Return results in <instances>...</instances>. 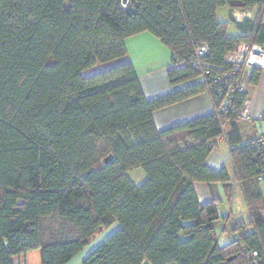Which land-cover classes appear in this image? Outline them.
<instances>
[{
  "label": "trees",
  "instance_id": "obj_1",
  "mask_svg": "<svg viewBox=\"0 0 264 264\" xmlns=\"http://www.w3.org/2000/svg\"><path fill=\"white\" fill-rule=\"evenodd\" d=\"M121 1L0 0V264L34 250L42 264H66L112 226L82 264H264L255 151H230L248 219L224 246L217 203L201 205L193 188L228 186L226 170L205 161L227 119L236 132L243 92L229 114L211 95L212 114L163 131L152 119L206 91L199 75L228 70L236 45L264 43V0ZM224 6L232 22L234 12H257L235 22L242 35L217 21ZM144 32L172 54L170 85L199 81L147 100L128 62L84 75L124 59L125 40ZM200 45L207 53L195 66L190 56ZM253 70L256 84L260 69ZM135 169L146 177L139 186L127 175Z\"/></svg>",
  "mask_w": 264,
  "mask_h": 264
},
{
  "label": "crops",
  "instance_id": "obj_2",
  "mask_svg": "<svg viewBox=\"0 0 264 264\" xmlns=\"http://www.w3.org/2000/svg\"><path fill=\"white\" fill-rule=\"evenodd\" d=\"M254 15L255 10L246 13L234 12L232 17L236 23H240L243 19H250ZM235 22H233L232 27L236 28ZM260 22L264 25L263 19H260ZM229 29L230 27H227V33ZM237 31L239 35L236 36L242 35L238 29ZM124 43L126 56L121 60V63L128 62L133 66L145 99L153 100L199 81L197 79L178 86L170 85L166 71L171 66L172 54L149 33L144 32L134 35L127 38ZM253 71V69H248L243 76V98L248 102L249 119L247 121L235 120L236 132L232 131L231 119H227L222 127V135L214 141L213 149L205 161L206 166L212 170H226L230 178L228 186L226 187L218 182H196L193 184L198 202L203 205L215 201L218 205L219 216H221L219 213L220 208L232 202V210L228 211V214L222 220L224 226L221 228V232L225 231L226 228L231 231L236 224L244 223L248 219V215H242L244 212L242 213L241 209L240 214L234 213L235 210H233L234 206H238V208L243 206L247 214L242 186L234 180L230 151L232 148L243 146L246 141L264 132V69H260L256 84L250 82ZM213 112L212 97L207 91H203L188 99L156 110L152 115V119L155 128L158 131H163ZM230 140H233V144H230ZM257 188L260 191L261 187L259 185H257ZM218 224L219 221L216 224V230ZM218 245L222 247L225 244ZM90 252L84 249L78 254V258L75 256L66 264H82ZM14 263L42 264L40 252L38 250L30 251L19 256Z\"/></svg>",
  "mask_w": 264,
  "mask_h": 264
},
{
  "label": "built area",
  "instance_id": "obj_3",
  "mask_svg": "<svg viewBox=\"0 0 264 264\" xmlns=\"http://www.w3.org/2000/svg\"><path fill=\"white\" fill-rule=\"evenodd\" d=\"M262 9H264V2ZM206 53V45L197 46L190 56L191 64L199 66L201 58ZM228 62L230 67L224 72L211 74L209 70H204L199 75L206 91L213 96L218 112L223 114L234 111L236 99L243 92V76L246 70L264 69V43H239L230 53ZM248 119V102L243 100L237 113V120L247 121ZM244 145L255 151L259 165L255 183L264 190V132L252 137ZM251 257L257 258L258 253L253 251Z\"/></svg>",
  "mask_w": 264,
  "mask_h": 264
},
{
  "label": "rangeland",
  "instance_id": "obj_4",
  "mask_svg": "<svg viewBox=\"0 0 264 264\" xmlns=\"http://www.w3.org/2000/svg\"><path fill=\"white\" fill-rule=\"evenodd\" d=\"M217 10H218L217 11V15H216L217 21L220 22V23H223V24L227 25V27H230V29L228 31V35H230V36L231 35H233V36L239 35L238 34L239 32L237 31V29L235 27H232L233 26V22L229 18V13H228L227 7L226 6L220 7ZM255 13H257V12L255 11ZM260 19H263V21H264V13H263V18L261 16ZM121 60H123V59L116 60V61H112V62H110L108 64L95 66V67L87 70L86 72H84V75L85 76H90V75L99 73V72H101V71H103V70H105L107 68H110L112 66H116L118 64H121ZM127 175L131 179V181L135 185H138V186L141 185L144 182L145 178H146L144 172L141 169H135V170L129 171L127 173ZM260 192H261V201H262V204L264 206V190L261 188L260 189ZM240 209H241V212L242 213L244 212V214H242V215L247 216V214L245 212V207H243V206H241L240 208H238V206H234L233 207V210H235L234 213H239L240 214ZM230 210H232V202L229 203V204L224 205L219 210V213H220L221 216H220L219 224L217 226L216 234H217V243L220 244V245H224V244L228 243L229 241H231L232 239L235 238V235L232 234L231 231L228 230V228H226L225 231L221 232V228L224 226L222 224L223 223L222 222V218L223 217H226V215L228 214V211H230ZM114 231H115L114 230V226H112V227L108 228L107 230H104L99 235H96L95 237H93L92 239H90L88 245L84 248L85 251H92V250H94L99 243L103 242ZM78 256L79 255H76L77 258H78ZM18 257L19 256L14 257L13 258V261L16 262V260H17Z\"/></svg>",
  "mask_w": 264,
  "mask_h": 264
},
{
  "label": "water",
  "instance_id": "obj_5",
  "mask_svg": "<svg viewBox=\"0 0 264 264\" xmlns=\"http://www.w3.org/2000/svg\"><path fill=\"white\" fill-rule=\"evenodd\" d=\"M126 2H127V0H122V1H121L122 5H125ZM110 157H111L110 155L106 157V159H105V163H108V162L110 161Z\"/></svg>",
  "mask_w": 264,
  "mask_h": 264
}]
</instances>
